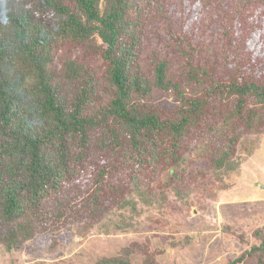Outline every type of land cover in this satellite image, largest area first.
Returning a JSON list of instances; mask_svg holds the SVG:
<instances>
[{"label":"trees","instance_id":"obj_1","mask_svg":"<svg viewBox=\"0 0 264 264\" xmlns=\"http://www.w3.org/2000/svg\"><path fill=\"white\" fill-rule=\"evenodd\" d=\"M263 141L264 0H0V262L192 208L193 181L233 189ZM255 235L230 264H264ZM145 246L92 264H156Z\"/></svg>","mask_w":264,"mask_h":264},{"label":"rangeland","instance_id":"obj_2","mask_svg":"<svg viewBox=\"0 0 264 264\" xmlns=\"http://www.w3.org/2000/svg\"><path fill=\"white\" fill-rule=\"evenodd\" d=\"M202 165L198 161L188 171ZM196 183L193 181L197 190L192 208H185L174 199L160 218L157 215L139 232L111 235L92 232L80 238L73 227L64 228L38 236L0 263L30 264L44 260L56 264L73 260L77 264H92L102 256L119 253L133 242H142L156 251V264H230L257 240L256 228L264 226V141L244 164L243 174L233 189L224 192L208 186L203 189V178L198 180L200 186ZM257 219L263 220L258 227ZM187 236H192V243L186 247L164 243ZM144 254H135L133 264H144Z\"/></svg>","mask_w":264,"mask_h":264}]
</instances>
